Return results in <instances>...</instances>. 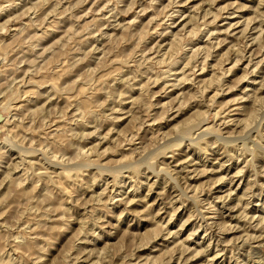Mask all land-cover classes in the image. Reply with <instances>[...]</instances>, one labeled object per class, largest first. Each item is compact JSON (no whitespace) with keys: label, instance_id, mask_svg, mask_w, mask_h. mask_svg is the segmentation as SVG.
Wrapping results in <instances>:
<instances>
[{"label":"clouds","instance_id":"clouds-1","mask_svg":"<svg viewBox=\"0 0 264 264\" xmlns=\"http://www.w3.org/2000/svg\"><path fill=\"white\" fill-rule=\"evenodd\" d=\"M100 3L92 0L93 7L78 12L89 0H34L0 22V264H145L139 253L161 238L176 242L148 257V264L177 258L187 264L186 256L195 259L214 246L208 264L218 257L227 264H264V214L253 211L264 208L255 203L264 201V0H167L162 8L160 0H103L94 13ZM18 6L21 0H0V16ZM182 7L191 8L184 40L206 36L208 44L196 49L179 73L184 79L177 80L172 69L182 62L179 53L169 50L160 58L157 46L149 56L153 49L141 44L159 24L184 19ZM152 11L157 14L139 40L133 36L135 46L120 58L121 67L99 79L84 74L62 83L75 64H58L56 72L46 56L61 41L41 50L29 34L63 20L72 23L69 33L87 40L104 33L107 25L99 27L98 20ZM91 14L97 19L81 25ZM229 17L235 21L224 28L229 39L214 40L220 33L210 26ZM138 22L113 26L128 32ZM221 45L228 51L216 77L201 83L199 69H192L197 55L207 64ZM106 61L91 75L115 64ZM241 67L243 75L226 84ZM189 84L188 91L157 102ZM224 186L228 190L218 194ZM137 222L153 226L135 231ZM201 234L207 247H189Z\"/></svg>","mask_w":264,"mask_h":264},{"label":"rangeland","instance_id":"rangeland-1","mask_svg":"<svg viewBox=\"0 0 264 264\" xmlns=\"http://www.w3.org/2000/svg\"><path fill=\"white\" fill-rule=\"evenodd\" d=\"M198 2V0H193V3ZM222 3L228 2V0H221ZM34 3V0H21V6L13 8L8 15L0 16V22H3L8 18L9 15H19L24 12V10ZM167 4V0H160L159 8L164 7ZM103 6V0L99 5H96L94 8V13L98 11L100 7ZM89 7H93L92 0H89V4L85 5L83 9L78 10V12L87 11ZM178 11L185 17L181 19L180 17L170 18L168 22H164L159 24V28L157 31H152L151 35H149L146 40L141 44V48L144 51H147L149 48L153 49L152 52L149 53V56L155 54L157 50V46L159 47V52L161 54L160 58H163V54L172 50L173 52H178L179 57L178 60H182L179 63L178 67H173V71L178 73L176 79H184L183 76L179 75L181 70L184 68V64L188 63L189 58L196 52L197 48H203L208 44V40L206 36L198 37L196 40L185 41L183 36L181 35V29L184 28L186 24H188V14L191 11L190 7H182L179 8ZM155 11L149 12L144 16L137 17L136 13H131L127 17L117 15L112 22L98 20V26L104 27V33L100 36L89 35L87 40H82L81 37L84 35L81 33V36H76L74 34L69 33V28L72 27V23L65 22L63 20L56 23L55 28L52 25H49L45 30L33 29L30 30L29 34L36 36L38 39L35 43L38 47L43 50L44 48L53 46L57 44V41H61V43L54 48L52 53H46L48 58V62L52 64V68L54 71L58 72L61 68L57 67L58 64H61L64 67H69L75 64V67L65 76L62 80V83H70L72 80L78 79L81 75L88 74L91 79H99L102 76L108 75L109 71H116L117 68L121 67L119 64V60L122 56H124L127 52L132 50V47L135 46V41H133V36L136 37V40H139L138 33L140 30L148 23V21L152 18L153 15H156ZM100 16L107 15V11L99 13ZM27 19V18H25ZM90 19H97L95 14H91L88 17H85L83 21H81V25L87 23ZM138 19V23L133 26L128 32H125L123 29L116 28L113 25L115 23H126L129 20ZM163 19V18H161ZM231 22H235L232 18H225L220 22L219 26H210V31H216L220 33L218 36L213 37L214 40L221 39H229L226 35H224V28L227 27ZM14 27H22L20 23H16L13 25ZM157 26V22H153V25L150 26L151 29H155ZM192 25H189L187 31L192 30ZM98 29H90V31L94 32ZM79 31V28L76 29ZM14 35H18V33H14ZM93 49L96 51L92 52V56L89 60H83V54L86 52H90ZM182 49H184L182 51ZM228 51L227 45H221L218 47L217 51L213 54V58L210 59L207 64L204 63L203 57L198 54L197 62L192 65V69L198 68V72L196 73L195 79L200 81L201 83L207 81L211 83L214 77H216V72L214 71L217 65L220 63V58L224 55L225 52ZM105 57H107L106 62H115V64L105 70H101L98 75L92 76L91 69L96 68L97 63L102 61ZM32 57H29L31 59ZM76 61H81L80 63H76ZM224 67H229V65H224ZM192 69L186 70L187 72H191ZM27 67L24 68V71H27ZM240 75H243V67L238 69L234 75H232L231 79L225 78V83L231 85ZM17 79L23 78V74H17ZM31 78V77H30ZM218 78V77H217ZM111 79V78H110ZM249 85H246L248 87ZM85 87L84 84H80V88L83 89ZM192 86L185 85L182 88L174 89L169 93L167 97L158 98L159 103H165L168 99L173 98L174 96L179 95L182 91H188ZM159 90V86L153 89V91ZM243 89H241V93ZM211 93H209V96ZM227 99H232V96H227ZM190 115V113H189ZM157 132L167 131V129H161L159 127L156 128ZM194 159H198V157H194ZM202 166H213L211 163ZM214 176H209L207 179H214ZM197 183L199 181H196ZM228 190V186H224L223 188L216 189L218 194H222L224 191ZM242 194V191H238V195ZM257 204H264V201L257 199L255 202ZM156 210H159L157 207ZM191 209H187L186 211L181 212L176 221L173 223L172 230H175L179 226V223L186 217L188 212ZM254 212L264 214V208H254ZM133 219V217H129V222ZM151 223H148L142 226L139 222L136 224L135 231H143L147 227H152ZM194 225H189L181 235V239L184 236H187L188 232L192 230ZM127 229H122L123 231ZM176 242V238L172 240L166 241L164 239H160L157 243L152 247L145 251L139 253L140 257L145 258V264H148V257H156L161 254V252L165 251L167 248L172 247V245ZM189 247L200 250L201 248L207 247V241L203 238L202 234L193 238L192 241L188 242ZM223 250V249H221ZM193 255V253L188 254ZM216 255L215 246L209 250L206 254L196 257L195 259L188 260L187 256L185 259L187 260V264H208V261L212 256ZM173 264H180L179 259L173 261ZM212 264H227V261L223 257H218L216 260L212 261Z\"/></svg>","mask_w":264,"mask_h":264}]
</instances>
